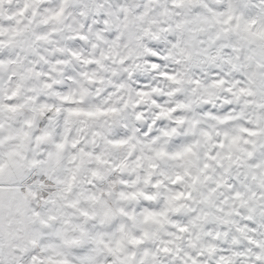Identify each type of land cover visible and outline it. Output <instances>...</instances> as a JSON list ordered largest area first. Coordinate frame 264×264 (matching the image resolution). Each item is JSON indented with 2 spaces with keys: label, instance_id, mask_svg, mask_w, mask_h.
I'll list each match as a JSON object with an SVG mask.
<instances>
[{
  "label": "snow or ice",
  "instance_id": "snow-or-ice-1",
  "mask_svg": "<svg viewBox=\"0 0 264 264\" xmlns=\"http://www.w3.org/2000/svg\"><path fill=\"white\" fill-rule=\"evenodd\" d=\"M0 264H264V0H0Z\"/></svg>",
  "mask_w": 264,
  "mask_h": 264
}]
</instances>
